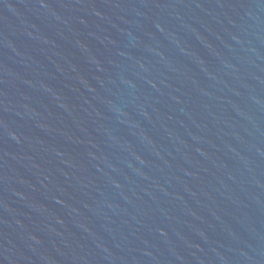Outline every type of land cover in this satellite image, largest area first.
Here are the masks:
<instances>
[{"label": "water", "instance_id": "95a60500", "mask_svg": "<svg viewBox=\"0 0 264 264\" xmlns=\"http://www.w3.org/2000/svg\"><path fill=\"white\" fill-rule=\"evenodd\" d=\"M0 264H264V0H0Z\"/></svg>", "mask_w": 264, "mask_h": 264}]
</instances>
